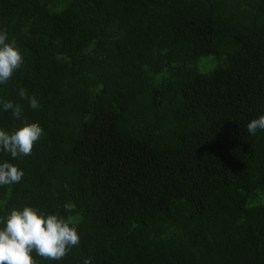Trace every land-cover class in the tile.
<instances>
[{
    "label": "trees",
    "instance_id": "16d2710c",
    "mask_svg": "<svg viewBox=\"0 0 264 264\" xmlns=\"http://www.w3.org/2000/svg\"><path fill=\"white\" fill-rule=\"evenodd\" d=\"M5 30L23 63L0 84V130L43 135L28 156L0 149L24 173L0 217L71 215L80 238L37 264H264V130H247L264 115V0H0Z\"/></svg>",
    "mask_w": 264,
    "mask_h": 264
},
{
    "label": "clouds",
    "instance_id": "9594fccd",
    "mask_svg": "<svg viewBox=\"0 0 264 264\" xmlns=\"http://www.w3.org/2000/svg\"><path fill=\"white\" fill-rule=\"evenodd\" d=\"M7 41V31L0 32V84L9 81L23 63L16 41ZM19 96L27 99L32 109L39 107L36 97H28L24 88H20ZM2 107L4 111L10 110L13 117H20V104L6 101ZM247 130L251 135H256L257 130H264V115L252 119L247 124ZM42 135L43 129L38 123H25L11 133L0 130V149L13 158L28 156ZM23 175V171L14 164L0 163V186L18 183ZM75 207L71 202L64 205L66 211ZM0 224H3L0 227V264H37L31 255L33 251L46 260H61L80 241L73 226L75 219L71 215L65 219L25 206L22 210L13 209L6 217H0ZM85 264L89 262L85 261Z\"/></svg>",
    "mask_w": 264,
    "mask_h": 264
},
{
    "label": "rangeland",
    "instance_id": "374dc122",
    "mask_svg": "<svg viewBox=\"0 0 264 264\" xmlns=\"http://www.w3.org/2000/svg\"><path fill=\"white\" fill-rule=\"evenodd\" d=\"M200 63H208L210 68L213 67V61L211 58H203L200 60Z\"/></svg>",
    "mask_w": 264,
    "mask_h": 264
}]
</instances>
